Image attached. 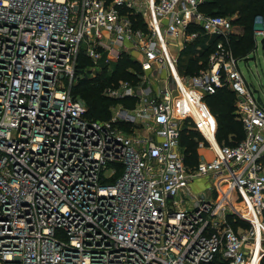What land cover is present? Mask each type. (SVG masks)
Here are the masks:
<instances>
[{
    "label": "built area",
    "instance_id": "obj_1",
    "mask_svg": "<svg viewBox=\"0 0 264 264\" xmlns=\"http://www.w3.org/2000/svg\"><path fill=\"white\" fill-rule=\"evenodd\" d=\"M205 1L0 0V264L263 263L264 84L238 62L264 50V20L237 57L233 20ZM213 36L207 67L180 75L181 53ZM123 58L132 80L103 89L107 120L87 118L74 88ZM223 87L244 132L234 146L215 143L203 102ZM184 127L210 153L193 167Z\"/></svg>",
    "mask_w": 264,
    "mask_h": 264
},
{
    "label": "trees",
    "instance_id": "obj_2",
    "mask_svg": "<svg viewBox=\"0 0 264 264\" xmlns=\"http://www.w3.org/2000/svg\"><path fill=\"white\" fill-rule=\"evenodd\" d=\"M200 12L210 16L236 15V23L242 28V33L231 41L233 54L237 57L247 56L253 48L254 19L260 16L264 20V0H207L199 8ZM216 37H203L196 43L189 45L182 53L178 63L181 75H194L206 65V61ZM197 46H200L197 50ZM88 60L80 58L79 69L88 67ZM132 64L127 58L116 63L110 72L104 70L95 81L84 79L74 88V95L79 96L85 103L86 117L92 120L105 121L109 118V108L115 101L105 98L102 91L107 86H115L119 80H130L127 69ZM130 106L128 100L120 101ZM209 113L216 121V139L221 146H234L244 137L240 121L235 110V96L227 88H220L212 95L203 98ZM180 147L184 155L185 164L193 167L198 163L197 145L201 136L192 129L184 127ZM209 264H224L215 259Z\"/></svg>",
    "mask_w": 264,
    "mask_h": 264
},
{
    "label": "rangeland",
    "instance_id": "obj_3",
    "mask_svg": "<svg viewBox=\"0 0 264 264\" xmlns=\"http://www.w3.org/2000/svg\"><path fill=\"white\" fill-rule=\"evenodd\" d=\"M228 17L233 20V38H237L238 36H236L237 35V29L236 28L239 27V25L236 23L237 16L232 15V16H228ZM181 56L182 55H180V57ZM180 57L178 58V61H179ZM178 61H177V69H178V73L181 75V73L179 72V66L182 63L181 62L178 63ZM206 67H207V64L203 68H200L199 70L205 69ZM238 68L241 71L242 75L244 76L247 84H251L254 88H258L259 82L264 84V50H262L259 47L257 52L254 55L250 54V55H248L246 60L239 61L238 62ZM132 70H135V68L132 67ZM78 73L83 75L84 70L82 69L81 71H78ZM130 79L132 80V76ZM121 128H122L123 132H125L126 134H132L135 130V127H132V126L131 127L130 126H122ZM214 141L216 144H219L217 139H216V132L214 135ZM200 142L204 144V139L202 137H201V140L198 141V143H200ZM197 154H198V158H197L198 161L201 159L202 156L210 158V153L204 147L201 148L198 145H197ZM206 186H207L206 179L200 178V179H197L194 183H192L190 185V188L193 191V193H197L201 190H204L206 188ZM230 219H232V218L230 217ZM239 225L242 228H248L247 224H239ZM235 230H237L236 227H235ZM262 264H264V260H263Z\"/></svg>",
    "mask_w": 264,
    "mask_h": 264
},
{
    "label": "crops",
    "instance_id": "obj_4",
    "mask_svg": "<svg viewBox=\"0 0 264 264\" xmlns=\"http://www.w3.org/2000/svg\"><path fill=\"white\" fill-rule=\"evenodd\" d=\"M236 29H237V35H240L242 33V28L239 26Z\"/></svg>",
    "mask_w": 264,
    "mask_h": 264
},
{
    "label": "water",
    "instance_id": "obj_5",
    "mask_svg": "<svg viewBox=\"0 0 264 264\" xmlns=\"http://www.w3.org/2000/svg\"><path fill=\"white\" fill-rule=\"evenodd\" d=\"M261 45H262V48H264V47H263V45H264V40H263V39L261 40ZM257 101H258L259 104H261V101H260L259 98L257 99Z\"/></svg>",
    "mask_w": 264,
    "mask_h": 264
}]
</instances>
